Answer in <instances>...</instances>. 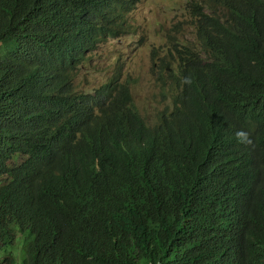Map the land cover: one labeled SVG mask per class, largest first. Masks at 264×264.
Listing matches in <instances>:
<instances>
[{"label":"trees","instance_id":"obj_1","mask_svg":"<svg viewBox=\"0 0 264 264\" xmlns=\"http://www.w3.org/2000/svg\"><path fill=\"white\" fill-rule=\"evenodd\" d=\"M140 1L0 0V264H264V0H192L155 127L75 84Z\"/></svg>","mask_w":264,"mask_h":264},{"label":"rangeland","instance_id":"obj_2","mask_svg":"<svg viewBox=\"0 0 264 264\" xmlns=\"http://www.w3.org/2000/svg\"><path fill=\"white\" fill-rule=\"evenodd\" d=\"M191 3L192 0H141L129 17L130 33L109 38L88 55L75 80L77 89L95 94L103 85L120 79L130 85L134 102L148 126L158 125L173 110L172 83L163 66L170 50L186 46L200 51Z\"/></svg>","mask_w":264,"mask_h":264},{"label":"clouds","instance_id":"obj_3","mask_svg":"<svg viewBox=\"0 0 264 264\" xmlns=\"http://www.w3.org/2000/svg\"><path fill=\"white\" fill-rule=\"evenodd\" d=\"M238 136L243 138V140H245V141L247 140V137L244 133H238Z\"/></svg>","mask_w":264,"mask_h":264}]
</instances>
